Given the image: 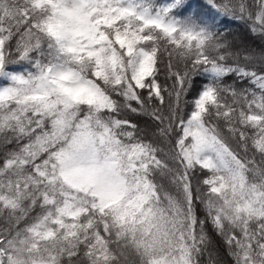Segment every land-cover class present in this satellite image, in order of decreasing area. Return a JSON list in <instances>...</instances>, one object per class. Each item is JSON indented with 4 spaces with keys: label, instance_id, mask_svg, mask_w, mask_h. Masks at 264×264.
I'll list each match as a JSON object with an SVG mask.
<instances>
[{
    "label": "snow or ice",
    "instance_id": "6c2138e0",
    "mask_svg": "<svg viewBox=\"0 0 264 264\" xmlns=\"http://www.w3.org/2000/svg\"><path fill=\"white\" fill-rule=\"evenodd\" d=\"M225 21L264 41V0H0V264H264V46Z\"/></svg>",
    "mask_w": 264,
    "mask_h": 264
},
{
    "label": "trees",
    "instance_id": "16d2710c",
    "mask_svg": "<svg viewBox=\"0 0 264 264\" xmlns=\"http://www.w3.org/2000/svg\"><path fill=\"white\" fill-rule=\"evenodd\" d=\"M163 2V0H161ZM223 27L227 29V31L231 34L230 39L234 38L238 44L248 45L254 48H259L264 46V41H262L259 37L254 36L249 30L246 24H240L236 22L225 21ZM15 70H22L21 65L12 66ZM161 83H165L164 77H160ZM201 78H196L197 86L200 83ZM168 85L171 84V81L166 82ZM228 83H232V80L229 79ZM247 86V85H245ZM190 100L192 99V95L190 94L188 97ZM141 125L143 126V119L139 120ZM219 257L223 260H227L228 258L224 255L223 247L219 248Z\"/></svg>",
    "mask_w": 264,
    "mask_h": 264
}]
</instances>
